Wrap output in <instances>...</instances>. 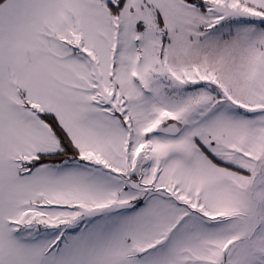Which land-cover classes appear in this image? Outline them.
Returning a JSON list of instances; mask_svg holds the SVG:
<instances>
[{
    "label": "snow or ice",
    "instance_id": "1",
    "mask_svg": "<svg viewBox=\"0 0 264 264\" xmlns=\"http://www.w3.org/2000/svg\"><path fill=\"white\" fill-rule=\"evenodd\" d=\"M0 264H264V0H0Z\"/></svg>",
    "mask_w": 264,
    "mask_h": 264
}]
</instances>
